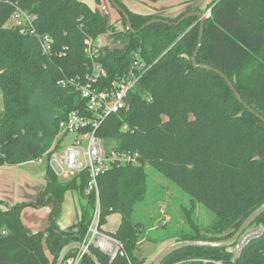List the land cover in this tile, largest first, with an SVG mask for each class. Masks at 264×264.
Segmentation results:
<instances>
[{
  "label": "trees",
  "instance_id": "1",
  "mask_svg": "<svg viewBox=\"0 0 264 264\" xmlns=\"http://www.w3.org/2000/svg\"><path fill=\"white\" fill-rule=\"evenodd\" d=\"M117 1L134 31L122 12L119 25L83 0H0V168L41 157L54 145L69 113L86 108V99L74 85H62V79L85 78L95 61L107 70L98 86L108 88L137 71L135 61L145 63L126 107L98 129L105 142L115 141L108 148L141 153L140 165L115 166L99 178L100 225L109 215L121 214L113 234L127 255L111 262L91 247L102 264H145L135 249L148 228L133 214L147 196L149 167L191 196L187 221L194 231L170 242L226 239L264 203V121L244 104L264 116V0H195L191 8L165 14L136 12ZM17 6L36 17L38 33L54 37L52 56L44 53L38 36L8 25ZM196 10L210 12L197 61L223 72L243 102L220 73L194 67L199 17L164 22L175 23ZM153 19L164 21L146 25ZM104 34L109 40L96 44L91 56L86 40L97 42ZM45 166L46 186L34 201L5 207L0 199V264H56L67 243L85 239L96 204L86 194V176L61 179ZM68 195L76 200L75 220L62 228L57 219ZM198 203L216 215L206 228L193 216ZM28 206H52L45 230L33 232L26 226L22 211ZM256 222H264V213ZM232 255L231 247L191 246L162 264H202L201 258L229 260ZM82 264L95 263L86 255ZM237 264H264V235L244 249Z\"/></svg>",
  "mask_w": 264,
  "mask_h": 264
},
{
  "label": "built area",
  "instance_id": "2",
  "mask_svg": "<svg viewBox=\"0 0 264 264\" xmlns=\"http://www.w3.org/2000/svg\"><path fill=\"white\" fill-rule=\"evenodd\" d=\"M210 16V12L206 13ZM35 16L17 6L11 15L8 25L19 27L22 33L38 36L45 54L52 56L55 52V39L50 34H40L34 26ZM87 51L94 54L96 42L87 39ZM139 73L145 68V63L134 62ZM131 71L129 75L120 77L111 87L100 88V79L107 76L106 68L98 62H93L85 78L62 79V85L71 84L76 87L81 96L86 99V108L75 109L61 123L60 132L54 145L33 163H46L61 179H70L85 175L87 179L86 194L95 198L93 218L89 224L83 242L87 248L92 246L105 253L110 261L119 255H127L121 240L100 225L101 221V190L99 178L106 171L119 165H140L141 153L138 151L108 148L103 138L98 135V129L113 113L124 109L129 91L137 84L139 74ZM141 74V73H140ZM126 127V126H125ZM264 235V222H254L246 228L234 245L231 246L232 258H201L202 264H237L244 249L254 240ZM86 249L78 248L69 253L64 264H82Z\"/></svg>",
  "mask_w": 264,
  "mask_h": 264
},
{
  "label": "rangeland",
  "instance_id": "3",
  "mask_svg": "<svg viewBox=\"0 0 264 264\" xmlns=\"http://www.w3.org/2000/svg\"><path fill=\"white\" fill-rule=\"evenodd\" d=\"M93 8L101 10L110 16L111 21L122 25L121 12L115 7L111 0H83ZM130 9L151 13L159 6L158 1L150 0H121ZM180 1V0H178ZM195 5V0H186L180 3L182 9H188ZM109 34L101 35L97 44H104L109 40ZM3 94L0 90V107H3ZM115 141L105 142L106 146H111ZM46 163H32L2 167L0 169V196L5 204H18L23 201H32L34 198L30 194L33 189L45 188L44 174ZM30 170V171H29ZM150 173L149 190L145 200L141 201L133 214L135 221L145 223V239L139 243L135 249V255L146 260L145 264H151L155 257L168 245L171 240L178 238L185 233H193V226L187 221V209L191 208V196L185 192L178 184L165 177L156 169L149 167ZM39 192V191H38ZM25 194V195H24ZM23 196V197H22ZM35 200V199H34ZM33 200V201H34ZM75 202L72 196H67L58 216V224L62 228H67L75 220ZM52 206L34 207L30 206L24 211V217L31 218L32 222H40L38 228L45 230L50 223ZM91 214V220L93 218ZM194 219L197 224L206 228L214 221L216 215L202 203L196 205ZM167 225H163V222ZM47 223V225H46ZM121 223V214L113 213L108 216L103 228L108 232H116ZM171 238L170 240H167ZM176 241V240H175ZM173 242V241H172ZM44 245L46 243L44 241Z\"/></svg>",
  "mask_w": 264,
  "mask_h": 264
},
{
  "label": "water",
  "instance_id": "4",
  "mask_svg": "<svg viewBox=\"0 0 264 264\" xmlns=\"http://www.w3.org/2000/svg\"><path fill=\"white\" fill-rule=\"evenodd\" d=\"M111 2L115 5V7L124 14V16L127 19L128 22V28L134 31V27L132 24V21L127 13V11L118 3L117 0H111ZM191 16H198L199 20L201 22L200 25V36H199V42L197 45V48L194 52V55L192 56V61L194 67L197 68H203L206 70H212L217 73H220L222 77H224L229 85L231 86L232 90L236 94L237 98L243 102V98L241 94L237 91L236 87L234 86L233 82L226 77V75L219 71V69L213 67L212 65L205 64V63H199L197 61V56L199 54L203 37H204V28H205V21L208 18V16L201 10H196V11H191L183 15L177 22L173 23L168 20H161V19H153L149 22H147L146 25H149L153 22H160L164 21L165 23L169 24H180L182 21L186 20L187 18ZM145 25V26H146ZM245 106L252 112L255 113L257 117H260L264 121V116L261 115L260 112L256 111L253 107L249 106L247 103H245ZM241 115V114H240ZM264 213V203L261 204L259 207H257L244 221L241 222L240 227L237 229V231L230 237L226 239H220V240H203V239H186V240H176L168 244L152 261L151 264H162L163 261L173 254L176 251H179L183 248L186 247H206V248H211V247H216V248H226V247H231L232 245L235 244L241 233L248 228L250 225H252L256 220ZM78 248H83L86 249V254L92 258L95 264H102L97 255L92 251L91 248H87L86 244L83 241H76L72 240L69 243H67L62 250L60 251L59 257L57 259L56 264H64V260L66 257L69 255V253L75 249Z\"/></svg>",
  "mask_w": 264,
  "mask_h": 264
},
{
  "label": "crops",
  "instance_id": "5",
  "mask_svg": "<svg viewBox=\"0 0 264 264\" xmlns=\"http://www.w3.org/2000/svg\"><path fill=\"white\" fill-rule=\"evenodd\" d=\"M186 0H159L158 1V4L159 6H157L155 9L156 10H153L151 13H162V14H165V13H173V12H176L180 9H182L180 7V3L184 2ZM175 5V6H174ZM171 6H174L173 8H171ZM151 13H148V14H151ZM113 22V21H112ZM33 162H29V163H24V164H19V165H27V164H32ZM3 167H8V166H3ZM2 168V167H1ZM0 168V169H1ZM30 171V170H29ZM44 176V175H43ZM45 181V179H44ZM45 186H46V182H45ZM41 191V189H33L31 190L30 194L33 196L34 199L37 198V195L38 193ZM25 195V194H24ZM23 197V196H22ZM0 199L2 200L1 196H0ZM33 199V200H34ZM32 200V201H33ZM25 202V201H23ZM30 207V206H28ZM28 207L24 208V210L22 211V219L24 221V223L26 224L27 227H29L33 232H38V231H41V229L38 228V225L41 224L40 222L36 223V222H32L33 220L31 218H29V215H27V218L24 217V211H26L28 209ZM32 220V221H31ZM47 225V223H46ZM52 257V256H50Z\"/></svg>",
  "mask_w": 264,
  "mask_h": 264
}]
</instances>
